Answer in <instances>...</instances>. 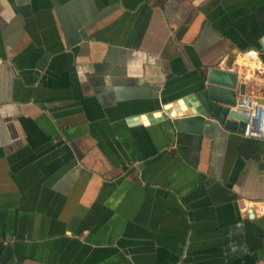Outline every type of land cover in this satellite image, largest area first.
<instances>
[{
  "label": "crops",
  "instance_id": "0c3cea01",
  "mask_svg": "<svg viewBox=\"0 0 264 264\" xmlns=\"http://www.w3.org/2000/svg\"><path fill=\"white\" fill-rule=\"evenodd\" d=\"M263 48L264 0H0V264H264V140L183 102Z\"/></svg>",
  "mask_w": 264,
  "mask_h": 264
},
{
  "label": "water",
  "instance_id": "95a60500",
  "mask_svg": "<svg viewBox=\"0 0 264 264\" xmlns=\"http://www.w3.org/2000/svg\"><path fill=\"white\" fill-rule=\"evenodd\" d=\"M243 94L244 85L237 87V73L221 67H208L200 80V86L184 97L188 111L184 114L199 112L215 118L229 130L242 132L247 115L243 110L233 109L236 104V90ZM180 105L184 104L179 101ZM185 106V105H183ZM249 217L253 212L248 209Z\"/></svg>",
  "mask_w": 264,
  "mask_h": 264
},
{
  "label": "built area",
  "instance_id": "2783aa9c",
  "mask_svg": "<svg viewBox=\"0 0 264 264\" xmlns=\"http://www.w3.org/2000/svg\"><path fill=\"white\" fill-rule=\"evenodd\" d=\"M248 54L251 58L258 57L259 51L251 49ZM233 109L243 110L247 115L244 129L240 132L241 135L247 138L264 140V99L259 101L242 95L241 99L233 106Z\"/></svg>",
  "mask_w": 264,
  "mask_h": 264
},
{
  "label": "bare ground",
  "instance_id": "6f19581e",
  "mask_svg": "<svg viewBox=\"0 0 264 264\" xmlns=\"http://www.w3.org/2000/svg\"><path fill=\"white\" fill-rule=\"evenodd\" d=\"M246 60V59H245Z\"/></svg>",
  "mask_w": 264,
  "mask_h": 264
}]
</instances>
